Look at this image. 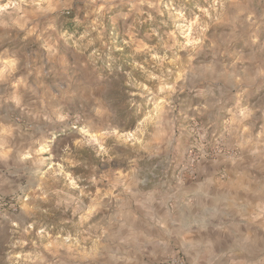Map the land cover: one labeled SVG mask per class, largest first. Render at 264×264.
<instances>
[{
  "label": "rangeland",
  "instance_id": "374dc122",
  "mask_svg": "<svg viewBox=\"0 0 264 264\" xmlns=\"http://www.w3.org/2000/svg\"><path fill=\"white\" fill-rule=\"evenodd\" d=\"M0 138V264H264V0H0ZM215 183V233L144 247Z\"/></svg>",
  "mask_w": 264,
  "mask_h": 264
},
{
  "label": "crops",
  "instance_id": "0c3cea01",
  "mask_svg": "<svg viewBox=\"0 0 264 264\" xmlns=\"http://www.w3.org/2000/svg\"><path fill=\"white\" fill-rule=\"evenodd\" d=\"M9 128L10 125L8 126V130ZM24 136L25 135L23 133H19L17 136H15V133H9L8 131L5 133L4 149L7 157L3 159L4 161L10 162V156H12L15 160V154H18L17 150H10L9 140L11 142L18 141L23 144L22 140H24ZM23 149L25 150L24 147ZM1 152L2 151H0V156L2 158L3 153ZM10 183L11 180L6 178V176H3V174L0 172V192L7 191L8 189L10 191V188L12 187ZM212 184L213 183H211V185ZM214 186L215 192L210 189L208 193H206L207 191L201 190V188L196 191L194 189L192 192H189L190 188L177 186L173 189H170V193L167 195V197H162L163 195H161L151 199V221L150 224L147 222L146 227L148 228L143 235V239L146 241V246L144 247L147 249L150 247V245H159L162 244V242H183L192 240L191 237L196 234L195 225L198 223H200V225H198L197 228L200 229L199 231L201 233H215L216 231L214 228L218 226L217 224H214L210 229L209 225L212 224H209L208 219L197 221L195 218L192 219L187 217L188 213L190 215L193 212L194 207L200 205L202 201L206 200L207 202L213 203L214 200H220L217 195H225V197L229 199V201L226 202V205L229 208H234L236 206V204L234 206L232 200L235 201L237 199H235V197L238 196L239 193L234 186L226 185L224 187L218 188V183H215ZM202 211L206 213V215H209V213L212 212V208H210L209 205H204L202 207ZM233 233L237 234L238 230H234ZM246 233L249 234L251 231L249 232V230H247ZM261 234H264L263 229L261 230Z\"/></svg>",
  "mask_w": 264,
  "mask_h": 264
}]
</instances>
